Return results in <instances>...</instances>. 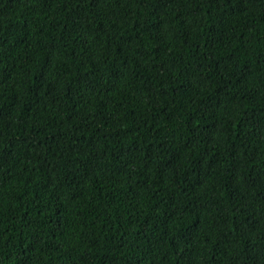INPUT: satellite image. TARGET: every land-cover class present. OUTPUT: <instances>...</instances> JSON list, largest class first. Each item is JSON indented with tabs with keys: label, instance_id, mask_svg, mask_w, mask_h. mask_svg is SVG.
<instances>
[{
	"label": "trees",
	"instance_id": "16d2710c",
	"mask_svg": "<svg viewBox=\"0 0 264 264\" xmlns=\"http://www.w3.org/2000/svg\"><path fill=\"white\" fill-rule=\"evenodd\" d=\"M0 264H264V0H0Z\"/></svg>",
	"mask_w": 264,
	"mask_h": 264
}]
</instances>
